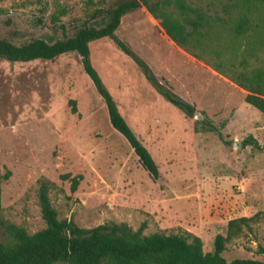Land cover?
<instances>
[{"label":"rangeland","instance_id":"1","mask_svg":"<svg viewBox=\"0 0 264 264\" xmlns=\"http://www.w3.org/2000/svg\"><path fill=\"white\" fill-rule=\"evenodd\" d=\"M116 1L0 0V38L53 41L59 25L71 35L90 11ZM115 35L200 119L158 95L111 40L88 44L92 67L158 169L153 182L111 128L75 53L52 61L0 59V172H9L0 183V220L28 234L41 230L36 190L47 180L58 220L83 229L122 222L133 231L142 226L143 235L191 234L210 252L228 220L264 212V113L243 101L245 91L171 43L143 6L121 17ZM204 119L220 136L194 123ZM64 174L80 176L75 191ZM259 249L264 219L225 244L222 257L264 262Z\"/></svg>","mask_w":264,"mask_h":264},{"label":"trees","instance_id":"2","mask_svg":"<svg viewBox=\"0 0 264 264\" xmlns=\"http://www.w3.org/2000/svg\"><path fill=\"white\" fill-rule=\"evenodd\" d=\"M143 6L159 21L164 34L180 49L202 61L218 75L245 91L243 101L264 113V0H117L90 11L71 35L59 25L61 37L53 41L33 38L19 44L0 38V59L7 62L52 61L75 53L82 72L104 104L111 128L128 144L138 165L155 182L158 169L149 152L119 114L89 59L88 44L107 38L138 67L150 86L186 118L194 108L162 85L148 65L116 35L121 17ZM71 113L75 109L71 107ZM201 130H219L212 122H194ZM244 141L243 146L250 144ZM132 154V155H133ZM9 172L1 174L0 183ZM75 191L80 176H60ZM54 185L39 180L36 197L44 227L28 234L21 226L0 220V264H264L255 259L222 257L225 244L238 238L250 223L264 219L263 213L230 219L224 235L213 238L212 250L204 253L199 237L191 234H142L125 223L105 222L93 228L77 227L71 220H58L48 192ZM264 253L263 249L258 250Z\"/></svg>","mask_w":264,"mask_h":264},{"label":"water","instance_id":"3","mask_svg":"<svg viewBox=\"0 0 264 264\" xmlns=\"http://www.w3.org/2000/svg\"><path fill=\"white\" fill-rule=\"evenodd\" d=\"M193 119L194 120H199L200 119V116H199V114L197 112H194ZM234 146H236V145H234Z\"/></svg>","mask_w":264,"mask_h":264},{"label":"crops","instance_id":"4","mask_svg":"<svg viewBox=\"0 0 264 264\" xmlns=\"http://www.w3.org/2000/svg\"><path fill=\"white\" fill-rule=\"evenodd\" d=\"M169 41L171 42V43H173L170 39H169ZM174 44V43H173Z\"/></svg>","mask_w":264,"mask_h":264}]
</instances>
